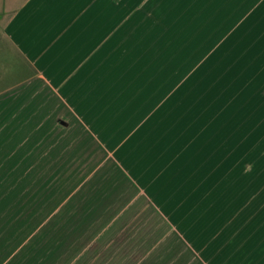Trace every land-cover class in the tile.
Masks as SVG:
<instances>
[{
	"label": "crops",
	"instance_id": "1",
	"mask_svg": "<svg viewBox=\"0 0 264 264\" xmlns=\"http://www.w3.org/2000/svg\"><path fill=\"white\" fill-rule=\"evenodd\" d=\"M252 17L264 26V0H23L3 10L0 160L16 153L8 137L30 136L33 157L46 151L47 176L62 170L70 179L56 198L81 202L63 223L78 243L91 225L85 217L100 216L112 223L117 235H104L114 244H131L133 233L147 251L152 226L165 233L159 255L130 249L142 264H264V187L232 194L216 171V159L228 163L247 133L231 149L220 129L216 144L223 96L198 79L216 42L238 40V56L228 57L247 64L258 99L264 33H242ZM248 40L253 50L243 48ZM255 105L263 122L264 98ZM7 163L0 168H18ZM33 168L23 183H39Z\"/></svg>",
	"mask_w": 264,
	"mask_h": 264
},
{
	"label": "rangeland",
	"instance_id": "2",
	"mask_svg": "<svg viewBox=\"0 0 264 264\" xmlns=\"http://www.w3.org/2000/svg\"><path fill=\"white\" fill-rule=\"evenodd\" d=\"M22 1L0 0V12L6 10L9 13ZM187 11L184 9V13ZM259 12L260 10L257 9L254 13L258 15ZM235 28L239 29V25ZM242 33L243 36L253 37L256 40V36L264 33V26L252 17L249 24L244 25ZM234 36L230 37L235 38ZM239 43L238 40L229 41L225 48L224 41L216 42L209 58L201 63H205V66L201 67V64L198 66V79L201 84L211 81L216 90L219 86L218 96H223L219 99L223 102L224 111L220 112V116H217L215 121L216 144L222 142L219 136L222 132L220 129L225 128L223 134L228 136V146L231 149L238 147L237 141L240 139L238 135L247 133V138L243 137L244 144L241 148H237L235 154H231L228 163L227 161L218 163L216 159V171L220 170L219 172L224 175L223 182L228 183L225 190H230L232 194L243 192V188H246L247 192L254 191L257 182H261V186L264 187V121L256 119L258 108L255 105L259 98H264V89L258 90V99H256L255 84L247 85L243 76L247 64L239 66L237 57H228L230 56L228 52L238 56ZM242 45L243 48H248L246 51L253 50L255 41H242ZM234 47L236 49L228 50ZM213 53L215 55L211 58ZM218 54L220 56H217ZM248 64L252 63L248 60ZM211 68L213 70L209 72ZM229 71H232L231 77L228 75ZM260 111L264 113L263 109ZM7 139L8 143L15 141L16 153L5 154L0 164L8 156V160L12 163L7 165H16L18 168H0V173H3L0 181L10 182L7 185L0 184V264H142L136 258L132 259L133 250L130 249L134 246L135 252L143 258L159 255V249L165 246L166 239L165 233L157 230L156 226H152V231L147 233L151 234V244H146L147 251L142 249V244H135L139 241L138 238H134L137 234L130 233L131 244H122V241L114 244V240L107 239L105 233L110 237H115L117 234L111 232L112 223L109 218L100 216L85 217L83 221L89 220L91 225L84 230L83 240L80 243H78V233L75 237L69 232L64 233L63 223L66 220V213H72L75 206L81 203L66 202L56 198L58 192L62 193L63 189L70 186V179L63 176L62 170L59 174L47 176L49 170L46 167V151H43L42 155L39 153L37 157H33L36 152L32 153V150L36 148L30 136L20 135L13 140L9 137ZM3 141L4 138L0 137V146ZM5 145L6 143L3 147ZM14 145L12 144L11 147L13 148ZM222 159L228 160V157ZM33 164L40 174L37 179L39 183H23L26 179L31 180L36 177L32 173ZM9 177L13 179L9 180ZM234 178H238V186L232 183ZM53 187L55 189L50 191ZM93 204L96 209L106 208L99 202ZM33 213L36 215L32 216ZM80 217L75 219L81 220ZM47 227L46 233L44 231ZM149 245L150 249H148Z\"/></svg>",
	"mask_w": 264,
	"mask_h": 264
}]
</instances>
